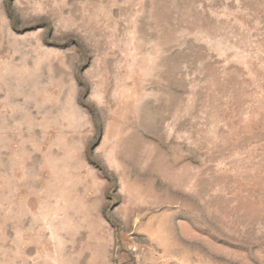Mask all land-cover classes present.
Masks as SVG:
<instances>
[{
	"label": "rangeland",
	"instance_id": "374dc122",
	"mask_svg": "<svg viewBox=\"0 0 264 264\" xmlns=\"http://www.w3.org/2000/svg\"><path fill=\"white\" fill-rule=\"evenodd\" d=\"M0 264H264V0H0Z\"/></svg>",
	"mask_w": 264,
	"mask_h": 264
}]
</instances>
